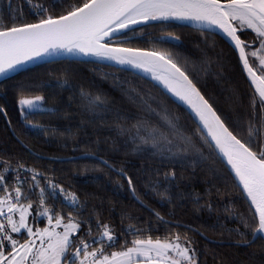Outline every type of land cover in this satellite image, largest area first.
Wrapping results in <instances>:
<instances>
[{"label":"trees","instance_id":"obj_1","mask_svg":"<svg viewBox=\"0 0 264 264\" xmlns=\"http://www.w3.org/2000/svg\"><path fill=\"white\" fill-rule=\"evenodd\" d=\"M37 2L50 5L52 0H33ZM17 6L22 7L26 22H35V9L28 0H11V7L9 0H0L3 22L12 23ZM61 10L55 8L57 13ZM168 33L180 39L167 41ZM126 35V47L169 52L185 67L217 113L231 118L226 120L230 127L239 122L242 130H246L250 119L260 127L258 105L253 117L254 89L236 52L223 37L207 29L205 42L197 27L171 22L137 27L135 33ZM241 39L251 41L255 36L248 30ZM82 91L100 96L102 104L89 105ZM21 92L45 97L42 108L47 111H36L30 119L57 129L55 134L28 131L19 111ZM0 107L7 110L6 116L0 112V157L13 163L22 160L76 192L85 205L82 219L95 212L118 233L131 224L145 230L142 236L150 234L154 239L164 238L169 231L187 234L195 242L200 264H221L222 260L224 264H264V241L252 247L238 245L235 243L238 237L227 231L237 226L232 211L246 213L249 205L214 149L200 145L203 156L193 153L185 158L172 157L161 155L139 140L133 141L130 133L122 134L121 126L132 128L137 120H147L171 136L162 119L166 111L177 130L199 145L201 130L189 114L149 80L110 66L54 62L0 83ZM99 159L113 165L115 170L123 168L132 177L135 192L124 176ZM172 170L176 173L175 180H166L163 173ZM206 201L211 202V209L201 206ZM50 203L58 204L65 213L71 211L60 201ZM153 210L172 223L159 221ZM45 223L46 219H42L40 225ZM205 237L216 243H209ZM126 238L131 241L133 236L126 234Z\"/></svg>","mask_w":264,"mask_h":264},{"label":"snow or ice","instance_id":"obj_2","mask_svg":"<svg viewBox=\"0 0 264 264\" xmlns=\"http://www.w3.org/2000/svg\"><path fill=\"white\" fill-rule=\"evenodd\" d=\"M28 3L35 9V22L22 18L21 6L15 9L11 24L0 17V76L21 70L35 58L60 53L94 56L149 72L196 113L202 124L200 143L178 131L166 111L162 119L171 136L147 120H137L132 128L121 126L122 134L130 133L133 141L139 140L161 155L172 157L185 158L193 153L203 156L200 145L215 149L231 166L249 205L246 213L232 211L237 226L229 228L228 233L238 237L235 241L238 245L252 247L264 241V0H76L75 3L52 0L50 5L28 0ZM56 7L62 10L57 13ZM171 20L192 22L205 42L204 32L208 28H218L230 39L254 86L251 104L254 118L259 107L260 127L253 119L247 121L246 130H242L239 122L230 127L226 120L231 118L217 113L185 67L169 52L125 46L126 33H135L138 25ZM248 30L254 34V40L241 39ZM179 39L167 34V41ZM81 94L89 105L102 104L100 96L83 91ZM44 101L43 95L21 92L19 111L29 132L55 134L57 129L30 119ZM0 112L7 115L3 107ZM116 171L135 192L132 177L123 168ZM163 175L166 180L176 178L174 170ZM207 192L210 195L212 189ZM50 201H60L71 211L65 213ZM196 203H200L199 197ZM201 206L211 209L212 204L206 201ZM84 211L78 194L58 183L54 176L22 160L13 163L0 157V264H200L195 242L187 234L169 231L164 238L154 239L150 234L142 236L145 230L131 224L118 233L98 213L82 219ZM153 212L162 223H172L159 212ZM41 219H46V227H36ZM175 227L180 225L177 223ZM126 234L133 239L129 241ZM116 248L120 250H112Z\"/></svg>","mask_w":264,"mask_h":264},{"label":"water","instance_id":"obj_3","mask_svg":"<svg viewBox=\"0 0 264 264\" xmlns=\"http://www.w3.org/2000/svg\"><path fill=\"white\" fill-rule=\"evenodd\" d=\"M180 23V24H186V25H191V26H195L192 22L190 21H180V20H171V21H153L150 24H157V23ZM144 25H148V24H141L138 25L137 27H141ZM208 30L213 31L215 33H217L218 35H220L221 37H223L234 49V51L236 52L238 59H239V55H238V50L235 49L233 43L230 41V39L223 34L222 32L218 31L216 28H208ZM128 41V39H127ZM61 61H74V62H84V63H94V64H99V65H104V66H110V67H114V68H120V69H124L127 71H131L135 74H138L140 76H142L143 78L149 80L150 82H152L153 84H155L158 88H160L174 103H176L178 106H180L181 108H183L188 114L189 116L192 118V120L195 122V124L198 126V128L201 130L202 128V124L199 121L198 117L196 116V113L192 110V108L184 101H182L179 97L175 96L174 93H172L168 88L164 87L162 84H160L158 81H156L154 78L149 77L146 75V73L144 72H138L130 67H132L131 65H121L118 64L114 61H105V60H101L98 57H94V56H81V55H76V54H68V53H60V54H56L54 56H42L39 58H35L33 61H29L26 64L23 65L22 69L15 72V73H10L7 77L4 76H0V83L9 80L11 78L16 77L17 75L26 72L30 69H33L35 67L44 65V64H49V63H54V62H61ZM240 65L241 68L243 70V73L245 74L246 78L249 80L246 70L243 67L242 61H240ZM250 82V81H249ZM252 85V84H251ZM253 89L254 86L252 85ZM37 112H45L47 111V109L45 108H40L38 110H36ZM214 151L216 152V154L218 155V157L220 158V160L223 162V164L225 165V167L227 168V170L229 171L230 175L232 176V178L235 180V182L237 183L238 187L240 188V190L242 191V187L239 184L238 178L235 176L234 171L231 169V166L227 163L226 159L217 153V151L214 149ZM101 162H103V160L99 159ZM104 163V162H103ZM105 164V163H104ZM106 165V164H105ZM110 168V167H109ZM114 172H117L115 169L111 168ZM243 193V191H242ZM246 201V195L243 193ZM248 203V202H247ZM201 235V234H200ZM203 236V235H201Z\"/></svg>","mask_w":264,"mask_h":264},{"label":"bare ground","instance_id":"obj_4","mask_svg":"<svg viewBox=\"0 0 264 264\" xmlns=\"http://www.w3.org/2000/svg\"><path fill=\"white\" fill-rule=\"evenodd\" d=\"M218 31H220V32H222L220 29H218V28H216ZM223 33V32H222ZM224 34V33H223ZM130 68H132V69H134V70H136V71H138V72H144V73H146V75L147 76H149V77H152V78H154L149 72H146V71H143V70H141V69H138V68H134V67H130ZM155 79V78H154ZM156 80V79H155ZM156 81H158L160 84H162L163 85V83L161 82V81H159V80H156ZM164 86V85H163ZM165 87V86H164Z\"/></svg>","mask_w":264,"mask_h":264},{"label":"flooded vegetation","instance_id":"obj_5","mask_svg":"<svg viewBox=\"0 0 264 264\" xmlns=\"http://www.w3.org/2000/svg\"><path fill=\"white\" fill-rule=\"evenodd\" d=\"M20 113H21V112H20ZM21 117H22V123H23V124H25V123H24V117H23V115H22V114H21ZM25 126H26V128H28V127H29V126H28V125H26V124H25ZM41 220H42V219H41ZM46 225H47V221H46V223H45V225H44V226H41V225H40V223H39V224H37L36 226H40V227L42 228V227H45ZM112 250H120V249H112Z\"/></svg>","mask_w":264,"mask_h":264},{"label":"rangeland","instance_id":"obj_6","mask_svg":"<svg viewBox=\"0 0 264 264\" xmlns=\"http://www.w3.org/2000/svg\"><path fill=\"white\" fill-rule=\"evenodd\" d=\"M46 226H47V225H46ZM46 226H45V227H46ZM36 227H40V226H36ZM42 228H43V227H42Z\"/></svg>","mask_w":264,"mask_h":264}]
</instances>
